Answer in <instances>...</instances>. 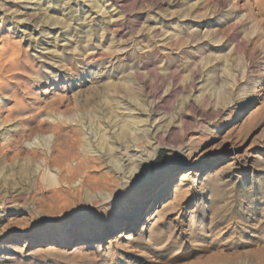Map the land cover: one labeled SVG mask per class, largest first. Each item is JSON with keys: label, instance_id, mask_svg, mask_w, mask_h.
Segmentation results:
<instances>
[{"label": "rangeland", "instance_id": "rangeland-1", "mask_svg": "<svg viewBox=\"0 0 264 264\" xmlns=\"http://www.w3.org/2000/svg\"><path fill=\"white\" fill-rule=\"evenodd\" d=\"M11 11L26 58L0 108V264H264V0H0ZM109 104L153 111L149 174L100 142ZM88 139L98 168L77 171ZM86 234L101 240L72 252Z\"/></svg>", "mask_w": 264, "mask_h": 264}, {"label": "bare ground", "instance_id": "bare-ground-1", "mask_svg": "<svg viewBox=\"0 0 264 264\" xmlns=\"http://www.w3.org/2000/svg\"><path fill=\"white\" fill-rule=\"evenodd\" d=\"M7 12V11H6ZM14 18H15V16L13 15V13H12V11L11 12H9V13H5V15L4 16H2L1 18H0V108L1 109H3V107H7V104L9 103V101H10V97H12V96H8L7 94V92H8V90H9V87L11 86V80H13V79H15L17 76H18V74L16 73V70H17V67H18V65L20 64V62H21V58L24 56V53H23V47H21V43L19 42V40L18 41H16V34H19L18 33V31H17V27H16V23H15V20H14ZM25 52H26V50H25ZM25 54H27V52L25 53ZM28 57V56H27ZM24 58H26L25 56H24ZM21 67V66H20ZM20 67H18L19 69H20ZM18 69V70H19ZM19 78H21V76L19 77ZM18 78V79H19ZM17 79V78H16ZM11 81V82H10ZM17 81V80H16ZM14 82V81H13ZM118 84V83H117ZM116 86V85H115ZM123 87V86H122ZM120 88V87H119ZM213 89V88H212ZM25 90V89H24ZM122 90V89H121ZM124 92H125V94H127L129 97H131V98H136L137 97V95H136V91H134V89H133V87L131 86V85H128V86H125V88H124ZM11 91V90H10ZM17 92V91H16ZM22 92V91H21ZM20 92V93H21ZM25 92V91H24ZM23 92V93H24ZM10 93H12V92H10ZM20 93H18V94H20ZM18 94H15V95H13V96H15L14 98H16V96L18 97ZM22 94V93H21ZM23 96L21 95V97L19 96L18 97V99L20 98H22ZM11 99H13V98H11ZM19 99V100H20ZM16 100V99H15ZM116 100V99H115ZM119 100V99H118ZM18 101V100H17ZM117 101V100H116ZM110 103H113V104H115L113 101L112 102H110ZM108 105V104H107ZM110 106H106L107 108H106V110H107V112H105L106 113V115L109 117L108 119H107V124L105 125V126H108V128L107 129H109L110 128V130H112L113 128H114V125H118L119 126V129H120V132L124 135H126L127 133H129V132H131V135H133V139H131L130 137V139H129V141H127L128 143L130 142V143H132V145H127V144H125L124 142V144L123 143H117L116 141H112V138H110V136H108V133H107V129L105 130V132L103 131H101L102 132V134L100 133L99 135H98V137L100 138V142L102 143V145H105L106 147H107V149L110 151V155H112V157H118L119 159H120V161H122V162H119V161H117V162H114V163H116V165H117V169H119V167H121V166H124V161H127V166L129 165V166H131L133 169H134V171L136 172V173H138L139 175H140V173H145V174H149L150 173V163L154 160V158H155V154H156V151H157V144L155 145L154 144V142L152 141V135L154 134V133H156V131H157V129H159V127H157L156 125H155V121L153 120V117H155V116H153L152 117V115H151V112H153V111H151V112H149V109H147V106H146V108L144 109V112H143V109L142 108H140V107H138V106H127V108H129L130 110H128L129 112L126 114L124 111H126V110H122V108H121V106H113L112 104H109ZM5 107V108H6ZM125 107V106H124ZM7 109H9V107L7 108ZM10 110V109H9ZM135 110H137V111H140V113L141 112H143L142 114H144L145 115V117L144 118H142L141 116H140V114H139V112H133V111H135ZM101 112V111H100ZM127 112V111H126ZM85 115V114H84ZM84 115H82L81 114V116H84ZM91 115V114H90ZM92 115H93V113H92ZM89 116V115H88ZM103 116H105V115H103ZM85 117V116H84ZM97 117V119L98 120H96V121H98L99 122V120L100 119H102V118H99V116H96ZM66 118H67V116H66ZM69 119H71V116H69L68 117ZM79 118V117H78ZM103 119H105L104 117H103ZM72 120H73V118H72ZM106 120V119H105ZM104 120V121H105ZM103 121V120H102ZM157 121H158V119H157ZM84 122H85V120H84ZM83 121H82V119H80L79 120V122H78V124H80L81 126H82V124L84 123ZM103 124V123H102ZM2 125V124H1ZM86 125V124H85ZM92 125V124H91ZM95 125V124H94ZM98 125V124H97ZM93 127V126H92ZM99 128V127H98ZM58 129H59V131H62V130H64V128H63V126H58ZM99 130V129H98ZM117 130V129H116ZM82 131H84V130H82ZM115 132V129H113V133ZM6 133V132H5ZM157 133H158V131H157ZM95 135V134H94ZM116 135V134H115ZM155 135V134H154ZM3 137H4V133H3V135H2ZM6 136V135H5ZM88 136V135H87ZM113 136V135H112ZM116 137V136H115ZM114 137V138H115ZM128 137V136H127ZM9 138V137H8ZM88 138V137H87ZM6 139H7V137H6ZM128 139V138H127ZM143 139V141L145 140L147 143H149L150 145L146 148V150L144 151V152H140V149H138V147H137V142H138V140H142ZM9 141H10V139H8ZM90 139H88V140H84L85 142H84V145H85V148L83 149V156H82V159L80 158V161H77L76 162V166L74 167V169L75 170H77V171H79V169H82L81 170V172L83 171V167H86V165H88L89 164V162H90V164L92 163V162H94V161H96V160H94V161H92L91 162V160H90V157H89V155L93 152L92 151V149H91V143H90V141H89ZM115 140V139H114ZM6 141V140H5ZM96 141H98V140H96ZM143 141H141V142H143ZM99 142V143H100ZM126 142V143H127ZM95 145V144H94ZM93 145V146H94ZM160 145V144H159ZM103 147V146H102ZM95 148V147H94ZM96 149V148H95ZM143 149V148H142ZM190 150V149H189ZM98 151V150H97ZM99 153V152H98ZM98 153H97V155H98ZM141 153V154H140ZM95 154V153H94ZM77 157V156H76ZM98 157V156H97ZM96 157V158H97ZM100 157V156H99ZM192 157V156H191ZM189 158V159H187V161L183 164V169H186V168H192L193 166H194V162H195V158ZM69 158V157H68ZM71 158V157H70ZM63 159V158H62ZM61 159V160H62ZM72 159H74L73 157H72ZM98 159V158H97ZM101 159V158H100ZM100 159H99V161H100ZM102 160V159H101ZM115 160V159H114ZM64 161V160H63ZM98 161V160H97ZM72 163V162H71ZM97 163V162H96ZM99 163V162H98ZM97 163V164H98ZM89 164V165H90ZM96 164V165H97ZM92 166H95V167H97L98 168V166H96V165H94L93 163L91 164ZM91 165L89 166L90 167V169H92L93 167H91ZM63 166H64V164H63ZM65 166H66V164H65ZM110 166V165H109ZM126 166V165H125ZM124 166V167H125ZM67 167H70V169L73 171L74 169L71 167V165L70 166H66V169H68ZM114 167V166H113ZM97 168H93V169H97ZM89 169V168H88ZM89 169V170H90ZM92 169V170H93ZM111 169V168H110ZM114 169H115V167H114ZM113 169V170H114ZM120 169H122L123 170V168L121 167ZM126 169V168H125ZM91 170V171H92ZM99 170V169H98ZM116 170V169H115ZM121 170V171H122ZM31 171V170H30ZM67 171V170H66ZM69 171V170H68ZM117 171H119V172H121L120 170H117ZM21 172V171H20ZM76 172V171H75ZM90 172V171H89ZM88 172V173H89ZM97 172V171H96ZM116 172V171H115ZM125 172H126V170H125ZM127 172H130V171H127ZM71 173H73V172H71ZM84 173V172H83ZM82 173V174H83ZM85 173H87V172H85ZM84 173V174H85ZM88 173L87 174H85V175H87L88 176ZM74 174V176H76L77 177V174H75V173H73ZM90 174V173H89ZM108 174H110V173H108ZM116 174H117V172H116ZM63 175H65V174H63ZM70 175V174H69ZM85 175H83V176H85ZM91 175H94V174H91ZM90 175V176H91ZM124 175V174H123ZM66 176V175H65ZM65 176H63V177H65ZM73 176V175H72ZM74 176L72 177V179L71 180H69L70 182H72V180L74 181ZM89 176V177H90ZM95 176V175H94ZM117 176V175H116ZM67 177H69L70 178V176H68L67 175ZM88 177V178H89ZM92 177V176H91ZM105 177V176H104ZM120 177V176H119ZM122 177V176H121ZM124 177H126V175L124 176ZM47 178H48V180L50 181V182H54L55 180H56V177H55V175H53V174H48V176H47ZM82 178V177H81ZM84 178V177H83ZM86 178V177H85ZM93 178V177H92ZM92 178H89V180H90V182L91 181H93L94 180V182H91V184L93 185L94 183H95V180H96V182H97V179H93L92 180ZM63 179H66V177L65 178H63ZM111 179V178H110ZM121 179V178H120ZM138 179V178H137ZM68 180V179H67ZM82 180V179H81ZM114 180H116V178L114 179ZM78 181V180H77ZM117 182H118V180H116ZM125 181V180H124ZM66 182V180H64V183ZM68 182V181H67ZM112 182V181H111ZM114 182V181H113ZM167 182H169V180L167 181ZM59 183V182H58ZM81 183V182H80ZM83 183H84V181H83ZM82 183V184H83ZM97 183H99V182H97ZM120 183H122L121 181H120ZM53 184V183H52ZM75 184V183H74ZM100 184V183H99ZM107 184V183H106ZM106 184H103V185H106ZM114 184V183H113ZM117 185H118V183H116ZM95 185V184H94ZM107 185H109V184H107ZM121 185V184H120ZM165 185V184H164ZM168 185V184H167ZM84 186V185H83ZM78 187H82V186H78ZM96 187H98V186H96ZM95 187V188H96ZM94 188V189H95ZM100 188H101V186H100ZM112 188H114V187H112L111 186V188H110V190L112 189ZM123 188V187H122ZM97 190H98V188H96ZM109 189V188H108ZM107 189V190H108ZM115 189H116V187H115ZM78 190V189H77ZM99 190H101V189H99ZM102 190H104V188H102ZM106 190V189H105ZM104 190V191H105ZM109 190V191H110ZM112 190H114V189H112ZM108 191V192H109ZM5 193V192H4ZM7 193V192H6ZM91 194H93V193H91ZM105 194H107V193H105ZM104 194V195H105ZM109 194H110V192H109ZM1 195V194H0ZM6 195V194H5ZM89 195H90V193H89ZM88 195V196H89ZM100 195V194H99ZM99 195H98V198H99ZM92 196H94V195H92ZM101 196V195H100ZM94 198V200H95V197H93ZM106 197L104 196V198H102V199H105ZM90 200H92V201H94L92 198L90 199ZM96 200H98V199H96ZM95 200V201H96ZM94 201V202H95ZM104 201V200H103ZM105 201H107V199L105 200ZM102 202V200H100V203ZM109 202V201H108ZM95 203H97V204H99V201L98 202H95ZM94 204V203H93ZM102 204H103V202H102ZM158 206V202L156 203V205H155V208ZM154 208V209H155ZM153 209V210H154ZM150 218V217H149ZM116 227V226H115ZM116 231V229L114 228V231H113V234H114V232ZM124 234V233H123ZM123 234H120L119 235V237H121ZM108 235V234H107ZM60 236V235H59ZM56 237V236H55ZM53 238V237H52ZM19 240V239H18ZM81 243L80 244H78V245H75L74 246V248L72 249V252H74V253H82V251H84L86 248H88V247H90V246H93V247H95L96 245L95 244H91L92 242H94V243H96L98 240H101L100 239V237L99 236H96V237H94V236H92L91 234H86L84 237H81ZM16 241V238H14L13 237V239H9V240H7V242H15ZM51 241H53L54 243H51V244H49L46 248H45V250H51V249H53L54 248V246H59V245H64V244H66V237L65 236H60V237H56L55 239H53V240H51ZM6 244L3 246V247H5V249H7L6 248ZM2 247V248H3ZM1 248V249H2ZM9 249V248H8Z\"/></svg>", "mask_w": 264, "mask_h": 264}]
</instances>
